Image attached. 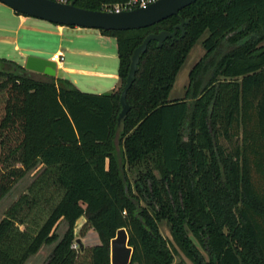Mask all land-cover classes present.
<instances>
[{
    "label": "trees",
    "instance_id": "16d2710c",
    "mask_svg": "<svg viewBox=\"0 0 264 264\" xmlns=\"http://www.w3.org/2000/svg\"><path fill=\"white\" fill-rule=\"evenodd\" d=\"M179 17H189L182 35L150 39L138 57L117 154L112 137L131 51ZM98 30L115 40L118 80L109 91H84L0 56V197L41 165L0 217V264H22L53 241L42 264H109L108 240L121 226L128 264H188L173 258L177 251L191 264H264V0H194L146 26ZM203 33L183 95L168 99ZM127 169L135 170L131 181ZM80 214L78 234L91 227L98 243L71 246ZM60 219L67 226L58 237Z\"/></svg>",
    "mask_w": 264,
    "mask_h": 264
},
{
    "label": "water",
    "instance_id": "95a60500",
    "mask_svg": "<svg viewBox=\"0 0 264 264\" xmlns=\"http://www.w3.org/2000/svg\"><path fill=\"white\" fill-rule=\"evenodd\" d=\"M74 0H0L12 10L41 18L56 24L77 25L101 29H127L136 28L154 23L166 16L176 14L178 9L194 0H153L144 6H136L130 9L106 10L91 9L75 5ZM189 17H179L178 22L171 26L170 30L160 29L157 32H148L141 41L135 45L129 57L128 68L124 82L118 95L120 108L116 115V124L112 137V142L116 153H119V134L123 129V120L129 108L126 99V90L130 86L134 71L137 67L139 55L145 50L146 44L150 39L156 40L160 45L164 38L174 37L177 29L180 35L184 32L183 24ZM22 66L26 69L41 72L46 75H54L56 62L53 58L26 54ZM119 159V157H118ZM85 221L83 214L75 218L72 231L74 241L79 248H82L78 231L81 224ZM109 264H128L132 252V247L127 243V232L124 227H118L115 233L108 240Z\"/></svg>",
    "mask_w": 264,
    "mask_h": 264
},
{
    "label": "rangeland",
    "instance_id": "374dc122",
    "mask_svg": "<svg viewBox=\"0 0 264 264\" xmlns=\"http://www.w3.org/2000/svg\"><path fill=\"white\" fill-rule=\"evenodd\" d=\"M30 19L37 22H42L46 24H54L53 22L33 17L28 15ZM82 31L86 28H92V30H98L93 27L80 26ZM39 32V31H38ZM79 32L75 30L70 25H64V35L72 36L73 43L86 40L82 34L77 35ZM81 32V31H80ZM40 33V34H39ZM37 33V36L33 38H27L30 43L33 44H44L45 48L49 49V52L54 49L56 42V34H50L51 36L44 34L42 32ZM204 33L197 38L193 45L188 50L183 62L179 66L172 86L168 92L167 98L174 99L179 98L183 95L184 86L187 82V71L192 65V63L202 54L203 48L200 44V39ZM43 36V38H42ZM37 37V38H36ZM114 38L108 36V42L103 45L104 53L94 54L89 52H76L70 48L65 47L63 49V54L61 58L62 64L56 68L55 76L66 77L74 82V84L81 90L91 91V92H105L112 89L114 83H117L118 77L116 73L117 68V57L115 47L113 46ZM19 51L13 48V39L11 37H0V56L10 58L13 60H19ZM25 56V55H24ZM18 57V58H17ZM16 60V61H17ZM20 61V60H19ZM18 62V61H17ZM36 75V74H35ZM226 144V143H225ZM41 169L40 164H36L34 167L27 170L19 179L14 181L8 191L0 197V217L2 216L6 207L23 191L26 190L28 184L33 180V178L38 174ZM128 178L130 181L135 175L134 169L126 170ZM84 222L81 224L80 228ZM22 224L19 225L21 227ZM67 223L64 219H60L55 227V231L58 237L63 233L66 228ZM160 233L169 238V233L167 230L166 223L161 220L158 223ZM79 228V229H80ZM81 241L87 245H92L99 242V237L97 232L88 227L86 230L79 234ZM54 241L51 243H43L39 246L38 250L29 255L25 260L24 264H42L46 259L50 249L52 248ZM173 258L176 260L178 258H183L188 264H191L187 258L180 252H174Z\"/></svg>",
    "mask_w": 264,
    "mask_h": 264
},
{
    "label": "crops",
    "instance_id": "0c3cea01",
    "mask_svg": "<svg viewBox=\"0 0 264 264\" xmlns=\"http://www.w3.org/2000/svg\"><path fill=\"white\" fill-rule=\"evenodd\" d=\"M72 28L78 30L79 32H77L76 34H82L83 37L86 38V40H82L74 44L72 36H68L66 34L64 35V25H50L42 22H37L30 19L28 15L16 13L10 7L0 2V37L8 36L13 39V48L16 51H19V54H23L19 57L20 61L16 59L21 64L25 57L24 55L26 54H34L50 58L53 53L58 51L63 54V49L65 47L70 48L73 51L83 53L89 52L100 54L105 52L103 49V45L108 42V35H103L99 32V30H92V28H86L82 31V28L77 25H73ZM38 31L49 36H51L50 34H53V32L56 34L55 46L54 49L50 51V53H48L49 49L45 48L44 44L38 43L39 45H37L30 43V40L28 41L27 38H33L34 36H37V33H39ZM113 46L115 47V44ZM61 64V61L56 63L55 74L56 68ZM115 85L116 83H114L112 88ZM83 245L87 244L83 243ZM22 264H24V262Z\"/></svg>",
    "mask_w": 264,
    "mask_h": 264
},
{
    "label": "built area",
    "instance_id": "2783aa9c",
    "mask_svg": "<svg viewBox=\"0 0 264 264\" xmlns=\"http://www.w3.org/2000/svg\"><path fill=\"white\" fill-rule=\"evenodd\" d=\"M61 1H67V0H61ZM153 0H124L123 2H115L110 5H104L102 9L106 10H122V9H130L136 6H144L145 4L151 2ZM50 58H53L56 63L61 61L62 58V53L60 51L55 52L54 56L53 54L51 55ZM72 247L77 246V242L74 240L71 242Z\"/></svg>",
    "mask_w": 264,
    "mask_h": 264
},
{
    "label": "bare ground",
    "instance_id": "6f19581e",
    "mask_svg": "<svg viewBox=\"0 0 264 264\" xmlns=\"http://www.w3.org/2000/svg\"><path fill=\"white\" fill-rule=\"evenodd\" d=\"M55 53H53V56H54Z\"/></svg>",
    "mask_w": 264,
    "mask_h": 264
}]
</instances>
